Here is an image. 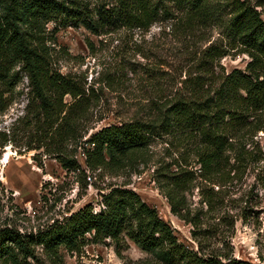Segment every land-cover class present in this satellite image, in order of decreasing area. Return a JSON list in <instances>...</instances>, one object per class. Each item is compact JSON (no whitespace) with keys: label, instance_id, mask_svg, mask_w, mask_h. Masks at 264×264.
Masks as SVG:
<instances>
[{"label":"trees","instance_id":"16d2710c","mask_svg":"<svg viewBox=\"0 0 264 264\" xmlns=\"http://www.w3.org/2000/svg\"><path fill=\"white\" fill-rule=\"evenodd\" d=\"M258 5L249 0H104L93 7L87 0H0V113L25 78L27 104L21 120L30 137L28 148H43L67 170L84 173L75 153L65 148L68 140L79 139L89 169L116 173L133 165L152 139L172 136L184 145L185 155L162 167L161 189L171 211L192 225L199 245L194 249L179 241L155 206L122 185L102 192L99 210L88 202L36 230L0 228V264H43L44 257L51 264H67L61 248L80 252L107 238L116 244L132 240L162 264H256L212 246L210 218L225 205L220 192L264 161L256 139L264 129V15ZM170 16L191 30L221 25L231 47L207 46L195 70L182 80L187 95L156 104L150 118L111 123L85 137L92 128L88 122L95 91L54 66L56 31L68 25H83L98 35L122 27L148 29ZM235 47L234 55L246 53L249 60L244 69L226 71L220 60ZM9 141L11 130H0V147ZM190 154L196 169L188 167ZM197 178L200 206L192 207L187 191ZM258 178L264 179L262 171ZM247 212L257 211L245 208ZM259 257L264 263V254Z\"/></svg>","mask_w":264,"mask_h":264},{"label":"rangeland","instance_id":"374dc122","mask_svg":"<svg viewBox=\"0 0 264 264\" xmlns=\"http://www.w3.org/2000/svg\"><path fill=\"white\" fill-rule=\"evenodd\" d=\"M87 1L94 7L104 0ZM249 1L259 4L257 8L264 15V0ZM49 28L53 25L49 24ZM55 37L54 66L62 73L78 76L86 87L95 91L88 122L92 128L85 137L111 123L150 118L156 104L164 105L180 93L187 95L182 80L195 70L207 46L221 43L231 47L221 25L197 26L191 30L177 16L158 20L148 29L122 27L101 35L83 25H68L60 27ZM237 52L235 47L221 58L220 64L226 71L245 68L249 56L233 54ZM26 85L24 78L7 110L0 113V130H11V141L0 147V228L36 230L88 202L99 210L102 192L125 185L158 209L179 241L194 249L199 247L192 225L171 211L160 184L162 167L182 158L184 145L172 136L156 137L133 165L111 173L89 169L79 139L68 140L66 152L75 153L84 173L67 170L54 154L43 152V148H28L30 137L25 134L26 126L21 120L27 104ZM256 139L264 152V135ZM5 153L11 155L8 164L3 163ZM189 157L188 167L196 169L194 157L191 154ZM256 167H249L242 177L220 192L225 205L222 210H213L210 218L215 226L212 246L224 247L234 257L264 264L259 257L260 253L264 254V179H255L258 170L264 174V161ZM194 183L193 190L187 191V199L192 207H199L197 186L201 185V179H195ZM245 208L257 212L244 215ZM60 254L67 264H162L129 239L116 244L107 238L85 245L80 252L61 248ZM43 264L51 263L44 257Z\"/></svg>","mask_w":264,"mask_h":264},{"label":"bare ground","instance_id":"6f19581e","mask_svg":"<svg viewBox=\"0 0 264 264\" xmlns=\"http://www.w3.org/2000/svg\"><path fill=\"white\" fill-rule=\"evenodd\" d=\"M10 160H11L10 153H5L4 158H3V163L8 164L10 162Z\"/></svg>","mask_w":264,"mask_h":264},{"label":"built area","instance_id":"2783aa9c","mask_svg":"<svg viewBox=\"0 0 264 264\" xmlns=\"http://www.w3.org/2000/svg\"><path fill=\"white\" fill-rule=\"evenodd\" d=\"M264 135V129L260 130L256 137L263 136Z\"/></svg>","mask_w":264,"mask_h":264}]
</instances>
